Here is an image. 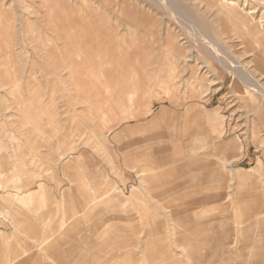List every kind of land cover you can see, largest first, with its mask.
I'll return each instance as SVG.
<instances>
[{
  "label": "rangeland",
  "instance_id": "obj_1",
  "mask_svg": "<svg viewBox=\"0 0 264 264\" xmlns=\"http://www.w3.org/2000/svg\"><path fill=\"white\" fill-rule=\"evenodd\" d=\"M175 1L0 0V264H264V0Z\"/></svg>",
  "mask_w": 264,
  "mask_h": 264
},
{
  "label": "crops",
  "instance_id": "obj_2",
  "mask_svg": "<svg viewBox=\"0 0 264 264\" xmlns=\"http://www.w3.org/2000/svg\"><path fill=\"white\" fill-rule=\"evenodd\" d=\"M213 117H215L216 120L214 123H212V125L214 126V128H218V127L220 128V125L218 123V121L220 122L219 117L218 116H213ZM207 139H209V140H206L207 143H209L207 148L204 147V148L200 149V146L194 145L193 148H190L192 151L185 149V151H184L185 154L183 152L184 155L182 154V152L178 153L179 157H177L176 160L177 161L180 160V161L177 165L179 166V171H182L183 170L182 166L186 161L185 164L189 163L188 165L192 166V173L194 175L204 176V177L207 175L208 179H210V181L217 182L216 185L220 188V191H217L215 193V196H216V199L221 201L219 207L221 209L222 219H223L222 220V223H223L222 229H224L222 231L223 233L219 235L218 240H223V241H225V243L231 244L230 239H231V235L234 234V229L230 225L231 221H232L230 208L238 206L239 200H238L237 196H234L232 194L231 190H229V188H231V186H232V183L230 182L231 180H229L225 175L222 174L221 162L216 161V159H218L216 157H219V159L225 160L226 158H230L232 156L236 157L235 156L236 154H235V150L233 151V149L230 148L229 143L226 142L223 137L214 136V138H213V136H209ZM223 145H225V146H223ZM211 146H213V148L215 147L217 152H212ZM208 147H209V149H208ZM190 152H192V153H190ZM197 153H198V155H197ZM180 156H182V157H180ZM221 156H222V158H221ZM182 160H184L183 164H182ZM194 160H196V161H194ZM195 162H197L198 164ZM253 175L254 174L251 173V174H249V177H251L252 183H255V181L253 180ZM217 180H219V181H217ZM251 219H252L251 216L245 218L244 214L241 213L237 223H239V225H242V226H240V229L237 230V233L235 231V234L239 235V236L241 235L243 237L246 229L249 230L247 228V225H249V223H251ZM160 224H162V222L159 221L156 225H160ZM199 252H201V248H198L196 250L194 256H193V258H195L196 260H198L200 258V257H198L199 255L197 254ZM199 264H202L201 260H200Z\"/></svg>",
  "mask_w": 264,
  "mask_h": 264
},
{
  "label": "bare ground",
  "instance_id": "obj_3",
  "mask_svg": "<svg viewBox=\"0 0 264 264\" xmlns=\"http://www.w3.org/2000/svg\"><path fill=\"white\" fill-rule=\"evenodd\" d=\"M170 1V0H169ZM175 1V0H174ZM176 2V1H175ZM172 4H174V3H172ZM170 5V4H169ZM233 9H234V7H232V11H233ZM223 10V9H222ZM184 13V12H183ZM256 13V10L255 9H251V10H249L246 14L247 15H253V14H255ZM185 14V13H184ZM236 16H239V15H237V14H235ZM234 16V15H233ZM232 16V17H233ZM236 16H234V17H236ZM245 16L246 15H244V18H245ZM189 18V17H188ZM229 19V18H228ZM236 19H237V17H236ZM190 20V19H189ZM230 20V19H229ZM240 20V19H239ZM241 22V21H240ZM239 23V22H238ZM242 23H243V21H242ZM232 24V23H231ZM238 25V24H237ZM240 25V24H239ZM244 25V24H243ZM248 25V24H247ZM262 33H264V32H262ZM264 35V34H263ZM262 35V36H263ZM16 39V38H15ZM189 41V40H188ZM239 65H240V63H239ZM200 66V65H199ZM205 66V65H204ZM204 66H201V67H204ZM242 68H243V70L245 71V73H247V74H249L250 75V77H252V78H254L255 80H256V82H257V85L260 87V88H262V84L260 83V80L259 79H257V77L255 76L256 74H254L255 72L252 70V71H250L248 68H245V66H243L242 64L240 65ZM210 70V69H209ZM205 72V71H204ZM235 73V72H234ZM238 75H240V72L239 73H237ZM213 79V78H212ZM212 79L210 80V81H212ZM209 81V82H210ZM216 82H217V80H216ZM217 136V135H216ZM213 138H214V136H213ZM207 140H209V139H207ZM216 140V139H215ZM222 140V139H221ZM220 142V141H219ZM218 142V143H219ZM222 142V141H221ZM207 144H209V143H207ZM217 144V143H216ZM225 144V143H224ZM221 145V144H220ZM216 146V145H215ZM223 146H225V145H223ZM212 147V149H215V147L213 148V146H211ZM181 148V147H180ZM192 148H193V146H192ZM207 148V147H206ZM199 149V148H198ZM208 149H209V147H208ZM207 149V150H208ZM182 150V149H181ZM191 150V149H190ZM206 150V149H205ZM211 150V149H210ZM192 151V150H191ZM184 152V151H183ZM183 152H182V154H183ZM190 153H192V152H190ZM199 153V152H198ZM198 153H197V155H198ZM184 154H185V152H184ZM183 154V155H184ZM195 154V153H194ZM192 155V154H191ZM180 157H182V156H180ZM196 158V157H195ZM181 159V158H180ZM197 159V158H196ZM192 160V159H191ZM210 160V159H209ZM180 161V160H179ZM194 161H196V160H194ZM193 161V162H194ZM185 163H186V161H185ZM184 163V164H185ZM195 163H197V162H195ZM181 164V163H180ZM179 164V165H180ZM183 164V163H182ZM183 164V165H184ZM189 163H187V165H188ZM198 164V163H197ZM182 166V165H181ZM217 181H219V180H217ZM217 192V191H216ZM227 200V199H226ZM246 218V217H245Z\"/></svg>",
  "mask_w": 264,
  "mask_h": 264
}]
</instances>
